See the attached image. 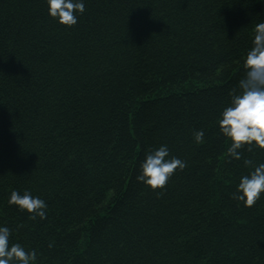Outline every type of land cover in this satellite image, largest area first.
Returning <instances> with one entry per match:
<instances>
[{"label": "trees", "instance_id": "16d2710c", "mask_svg": "<svg viewBox=\"0 0 264 264\" xmlns=\"http://www.w3.org/2000/svg\"><path fill=\"white\" fill-rule=\"evenodd\" d=\"M84 3L69 28L47 0H0V226L35 264H264V194L231 198L264 150L229 162L218 126L264 0ZM161 145L188 166L153 191L135 177Z\"/></svg>", "mask_w": 264, "mask_h": 264}, {"label": "clouds", "instance_id": "9594fccd", "mask_svg": "<svg viewBox=\"0 0 264 264\" xmlns=\"http://www.w3.org/2000/svg\"><path fill=\"white\" fill-rule=\"evenodd\" d=\"M49 15L67 27L78 23V15L86 11L84 0H47ZM252 47L247 51L243 66L244 75L238 82V89L230 93V103L224 107L218 119L220 132L230 141L226 152L229 162L243 158V149L252 152L254 148L264 150V21L254 25ZM195 142H204V131L193 133ZM244 165L252 170L243 175L232 193L231 198L242 202L245 207H253L264 194V163L254 164L252 159L244 158ZM187 161L170 156L167 145L145 152L140 171L135 179L144 183L153 191L166 190L171 178L177 171L187 167ZM159 194H163L160 192ZM9 205L18 206L27 211L30 219H47L46 201L33 196L25 190L21 194L13 190ZM12 229L0 226V264H35L37 251L28 250L19 242H12ZM54 241L49 243L52 248Z\"/></svg>", "mask_w": 264, "mask_h": 264}]
</instances>
